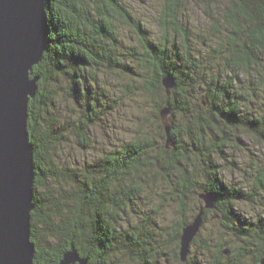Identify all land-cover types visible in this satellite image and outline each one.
<instances>
[{"label": "trees", "instance_id": "16d2710c", "mask_svg": "<svg viewBox=\"0 0 264 264\" xmlns=\"http://www.w3.org/2000/svg\"><path fill=\"white\" fill-rule=\"evenodd\" d=\"M219 1L220 22L209 12L217 45L207 51L193 43L184 0H160V40L132 0L46 1L47 43L32 72L39 81L28 118L36 264H59L72 247L87 264H261L264 158L244 171L248 185L223 173L238 166L240 136L264 146V0ZM64 84L74 104L61 114ZM126 97L147 98L151 111L136 135L100 147L95 126ZM73 137L89 155L61 157ZM164 210L173 225L158 223ZM201 210L203 226H216L201 228L184 261L181 236Z\"/></svg>", "mask_w": 264, "mask_h": 264}, {"label": "water", "instance_id": "95a60500", "mask_svg": "<svg viewBox=\"0 0 264 264\" xmlns=\"http://www.w3.org/2000/svg\"><path fill=\"white\" fill-rule=\"evenodd\" d=\"M46 1L0 0V264H36L31 240L36 171L28 118L29 102L36 96L39 81L32 72L47 43ZM163 82L167 89L175 86L172 75ZM168 112L163 109V116ZM170 132L167 126L169 141ZM201 197L206 209L214 207L212 194ZM204 214L201 210L183 230L180 255L184 261L203 226ZM87 263L88 259L72 248L59 264Z\"/></svg>", "mask_w": 264, "mask_h": 264}, {"label": "rangeland", "instance_id": "374dc122", "mask_svg": "<svg viewBox=\"0 0 264 264\" xmlns=\"http://www.w3.org/2000/svg\"><path fill=\"white\" fill-rule=\"evenodd\" d=\"M129 1V0H127ZM135 7L136 14L143 19V23L145 28L148 30V34L154 39L160 40V30L157 25L158 17L161 11V3L160 0H132ZM131 2V0H130ZM225 8V3L219 0H215L212 4H205L202 3L200 0H184V19L185 23L189 26L191 30L192 40L195 45H197L198 49L200 48L201 51H207L211 47H215L217 45L216 41L213 39L211 43V36L214 31V28L211 23V19L209 17V12H212V15L215 16L214 18L220 22V12L222 9ZM213 28V29H212ZM126 31V30H125ZM126 33H129L126 31ZM211 37V38H210ZM206 44L201 45L202 43L206 42ZM214 63V62H213ZM166 77V76H165ZM242 79L245 81L247 80V75L242 74ZM67 83V82H66ZM64 91L59 94V108H57L58 112H66L68 110H73V101L68 97V90L66 89V84H64ZM128 95V94H127ZM125 95V96H127ZM127 97L121 99V105L116 110L112 111L110 116H106L104 118V123L101 126H95L94 133L102 134L100 139V147L105 145L107 137L110 139L109 143L113 145L114 142L122 143L124 140L131 138L132 136L136 135L135 131L140 130L141 124L144 122L143 115H148V112L152 109V103L149 100L147 102V98L138 97V100L130 101L127 100ZM126 101V102H125ZM72 107V108H71ZM63 119V116L61 117ZM104 132H103V129ZM142 128V127H141ZM76 139L73 137L72 141L68 143L64 148L66 149V153L60 152L61 157H68L72 160L78 156L80 159L83 155H89V152L82 153L79 146L76 144ZM240 142V149H236L237 155H239V163L237 168L230 169L223 173L224 178L227 181L235 182V183H242L243 185H248L247 181H245L243 173L244 171L254 170L261 166V158H264V146L257 147L253 140L246 136L239 137ZM69 151L72 152L76 156H72L69 154ZM66 155V156H65ZM222 163V161H220ZM203 203V202H202ZM205 204V201H204ZM170 207V206H169ZM243 208L248 211L251 210L248 204H244ZM171 209V208H170ZM173 218V211H163L161 216L158 218V223L161 222L166 223L167 225H173L171 219ZM161 221V222H160ZM216 223L212 219H207L202 226V230L204 233L210 232L214 229ZM229 241L225 240L226 245L232 244L233 241L228 238ZM199 245H190V254H193L198 248ZM74 248V247H72ZM71 248V249H72ZM76 249V248H75ZM77 250V249H76ZM261 259V264L262 260ZM177 264V263H175Z\"/></svg>", "mask_w": 264, "mask_h": 264}]
</instances>
